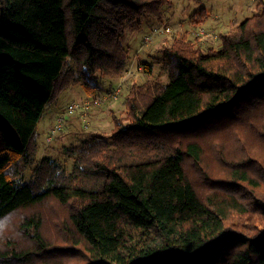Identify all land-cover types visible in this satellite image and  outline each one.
Segmentation results:
<instances>
[{
    "label": "trees",
    "instance_id": "obj_1",
    "mask_svg": "<svg viewBox=\"0 0 264 264\" xmlns=\"http://www.w3.org/2000/svg\"><path fill=\"white\" fill-rule=\"evenodd\" d=\"M168 2L0 0V264H264V0L218 49L174 38L168 83L131 86L127 123L113 114L110 137L64 146L71 170L37 158L46 108L76 81L101 97L126 69L127 22ZM223 118L254 128L263 152L218 146L225 173L200 172V128ZM51 202L67 209L66 237L44 235Z\"/></svg>",
    "mask_w": 264,
    "mask_h": 264
},
{
    "label": "rangeland",
    "instance_id": "obj_2",
    "mask_svg": "<svg viewBox=\"0 0 264 264\" xmlns=\"http://www.w3.org/2000/svg\"><path fill=\"white\" fill-rule=\"evenodd\" d=\"M258 2L259 0H169L162 7L164 12L161 18L145 16L147 22H142L141 18V23L127 22L123 38V43L129 50L126 69L120 76L105 78L99 91L102 96L96 99L90 100L82 95L80 81L65 89L59 98L46 108L38 125L37 158L52 154L71 170L73 159L66 155L64 146L79 145L94 135L110 137L114 127L113 114L127 123L129 114L126 99L131 86H136V90L140 92L144 90L140 86H145L146 83H168V72L162 58L163 51L172 44L174 38L185 37L196 46H200L203 51L209 48L218 49L221 46L219 36L236 30L245 17L256 12ZM201 8H206L207 16L197 17L195 23L191 22L192 14ZM173 17L178 21L176 24H172L175 20ZM168 25L171 27L170 30H165ZM157 29L164 30L161 33H154ZM146 65H151L152 70L147 72ZM119 84L122 86L121 91L115 95L113 92ZM71 103L79 106L85 103L88 108L79 107L75 114L69 115L57 138L50 140V130L54 126L56 116L62 114ZM52 108L56 112L55 117L51 115ZM50 115V119L53 120L51 123L48 118ZM200 129L205 142L203 168L200 172L217 176L225 173L223 166L219 164V154L216 150L218 146L231 157L263 152L262 146L253 138L255 129L253 128L252 133L246 125H238L230 119L223 118L213 125H203ZM49 140L50 143L47 142ZM190 170L193 174L196 172L194 166H191ZM31 173L32 166L27 169V179ZM66 212V208L63 209L53 202L46 205L47 215L43 229L46 237L57 239L68 235L65 231V226L69 227ZM14 220V223L18 224L19 218L15 217Z\"/></svg>",
    "mask_w": 264,
    "mask_h": 264
},
{
    "label": "built area",
    "instance_id": "obj_3",
    "mask_svg": "<svg viewBox=\"0 0 264 264\" xmlns=\"http://www.w3.org/2000/svg\"><path fill=\"white\" fill-rule=\"evenodd\" d=\"M170 26L168 25L165 30H170ZM164 29H157L154 33H158V32H162ZM121 91V85H118L116 90L113 92L115 95L117 93H119ZM112 94V93H111ZM110 96V95H109ZM88 108V106L85 105V103H81V106H79L78 104H75V103H71L68 105V107L64 110V112L62 114H60L55 123H54V126L51 128L50 130V140L62 129L63 125H64V122H65V119L67 116L71 115V114H74L76 113V111L78 110V108Z\"/></svg>",
    "mask_w": 264,
    "mask_h": 264
},
{
    "label": "crops",
    "instance_id": "obj_4",
    "mask_svg": "<svg viewBox=\"0 0 264 264\" xmlns=\"http://www.w3.org/2000/svg\"><path fill=\"white\" fill-rule=\"evenodd\" d=\"M205 10H206V8H205ZM207 14H208V12H207ZM215 18H218V17L215 16ZM173 19H175V18L173 17ZM141 20H142V22H143V21H145V22L148 21V19H146L145 17H142ZM170 21H171V20H169V22H170ZM177 22H178V21L175 19L174 22H173L172 24H176ZM140 23H141V22H140ZM82 95H83V93H82ZM89 99L91 100V98H89ZM51 115H52L53 117L56 116V112H54V108L51 109ZM51 115L48 117L50 123L53 121V120L50 119V118H51ZM56 119H57V116H56ZM56 119H55V121H56ZM47 155H50V154H47ZM51 155H52V154H51Z\"/></svg>",
    "mask_w": 264,
    "mask_h": 264
},
{
    "label": "clouds",
    "instance_id": "obj_5",
    "mask_svg": "<svg viewBox=\"0 0 264 264\" xmlns=\"http://www.w3.org/2000/svg\"><path fill=\"white\" fill-rule=\"evenodd\" d=\"M5 223L6 221H0V237H3L6 232Z\"/></svg>",
    "mask_w": 264,
    "mask_h": 264
}]
</instances>
